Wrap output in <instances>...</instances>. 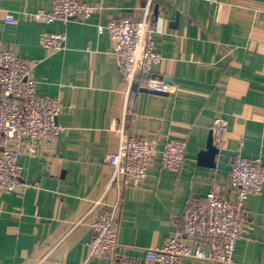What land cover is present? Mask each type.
Wrapping results in <instances>:
<instances>
[{
  "label": "crops",
  "instance_id": "crops-1",
  "mask_svg": "<svg viewBox=\"0 0 264 264\" xmlns=\"http://www.w3.org/2000/svg\"><path fill=\"white\" fill-rule=\"evenodd\" d=\"M84 1L99 7L89 19L47 23L34 15L54 0H0V44L35 62L37 90L61 99L57 122L68 129L54 143L38 144L35 154L21 151L25 190L0 191V264H83L93 223L118 196L112 188L94 206L111 175L108 156L117 149L110 125L126 103L112 38L98 26L140 19L144 0ZM152 15L162 60L149 75L167 83V94L138 90L126 110L127 131L152 140V161L144 182L122 191L116 254L89 264H155L146 260L147 249L182 233L187 213L205 205L209 192L234 198L230 170L197 161L217 120L226 122L223 149L232 154L217 161L231 165L241 154L264 164V0H155ZM47 32L66 33L65 46L47 51L41 44ZM169 139L188 143L177 173L161 164ZM15 143L0 137V148ZM244 209L233 264H264V185Z\"/></svg>",
  "mask_w": 264,
  "mask_h": 264
},
{
  "label": "built area",
  "instance_id": "built-area-1",
  "mask_svg": "<svg viewBox=\"0 0 264 264\" xmlns=\"http://www.w3.org/2000/svg\"><path fill=\"white\" fill-rule=\"evenodd\" d=\"M155 0H144L143 15L138 20H111L98 26V33H108L113 41L112 54L117 61L126 89L123 115L110 125L117 141V149L108 156L111 175L102 199L115 188L118 192L113 204H106L93 223V237L88 243L89 264L93 258L113 257L118 249L119 221L116 211L122 203V191L128 186H139L147 177L152 161L154 145L151 139L139 138L126 129L128 100L134 83L145 81L146 88L167 91V83L149 75V70L161 62L162 55L156 50L152 5ZM218 2L220 0H205ZM99 10L84 0H54L49 10H39L35 18L51 23L57 20L89 19ZM7 20L13 21L8 15ZM66 33L47 32L41 37L42 46L49 52L62 49ZM35 62L21 58L12 48L0 44V87L4 97L0 99V137L15 140L0 148V191L25 190L21 181L22 166L19 155L25 149L37 153V145L54 143L68 129L57 122L62 111L58 97L42 95L33 77ZM226 122L217 120L212 126L214 143L223 149V133ZM188 143L169 139L162 150L161 164L172 172H179L186 159ZM230 182L234 198L211 191L207 203L190 209L186 215L184 231L168 238L164 245L148 248L146 260L155 264H183L186 259L207 261L214 264H233L238 241L244 235V201L251 194L259 193L264 185V164L260 159H249L241 154L233 158Z\"/></svg>",
  "mask_w": 264,
  "mask_h": 264
},
{
  "label": "water",
  "instance_id": "water-1",
  "mask_svg": "<svg viewBox=\"0 0 264 264\" xmlns=\"http://www.w3.org/2000/svg\"><path fill=\"white\" fill-rule=\"evenodd\" d=\"M168 80V79H166ZM138 90L144 91V92H150L154 94H159V95H166L167 92L165 91H156V90H149V89H139V85L137 83H134L132 86V91L137 92ZM219 155H232L229 151H226L222 148H218L215 143H214V136L213 132L211 131L209 133L208 137V142L206 145L205 149H202L199 151L198 156H197V161L199 165L205 166V167H210V168H219L223 170H231L232 166L217 161V157Z\"/></svg>",
  "mask_w": 264,
  "mask_h": 264
}]
</instances>
